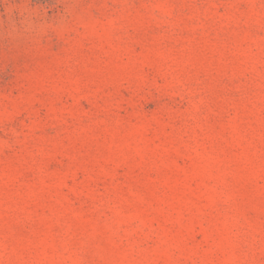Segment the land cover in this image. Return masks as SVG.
<instances>
[{"label": "rangeland", "instance_id": "rangeland-1", "mask_svg": "<svg viewBox=\"0 0 264 264\" xmlns=\"http://www.w3.org/2000/svg\"><path fill=\"white\" fill-rule=\"evenodd\" d=\"M0 264H264V0H0Z\"/></svg>", "mask_w": 264, "mask_h": 264}]
</instances>
